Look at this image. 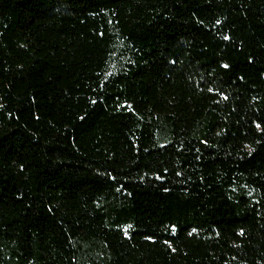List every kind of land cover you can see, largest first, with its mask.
<instances>
[{
	"label": "trees",
	"instance_id": "16d2710c",
	"mask_svg": "<svg viewBox=\"0 0 264 264\" xmlns=\"http://www.w3.org/2000/svg\"><path fill=\"white\" fill-rule=\"evenodd\" d=\"M0 264H264V0H0Z\"/></svg>",
	"mask_w": 264,
	"mask_h": 264
}]
</instances>
